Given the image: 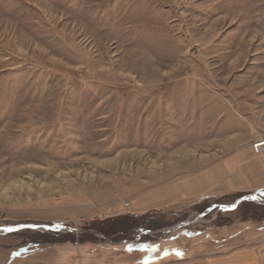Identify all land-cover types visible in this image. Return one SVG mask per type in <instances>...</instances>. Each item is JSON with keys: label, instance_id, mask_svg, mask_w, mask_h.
Wrapping results in <instances>:
<instances>
[{"label": "rangeland", "instance_id": "374dc122", "mask_svg": "<svg viewBox=\"0 0 264 264\" xmlns=\"http://www.w3.org/2000/svg\"><path fill=\"white\" fill-rule=\"evenodd\" d=\"M260 141L264 0H0V264L258 242ZM194 182L211 188L138 211Z\"/></svg>", "mask_w": 264, "mask_h": 264}, {"label": "crops", "instance_id": "0c3cea01", "mask_svg": "<svg viewBox=\"0 0 264 264\" xmlns=\"http://www.w3.org/2000/svg\"><path fill=\"white\" fill-rule=\"evenodd\" d=\"M252 159L251 163H256V166L258 165L257 169L264 171V168L261 166L263 158L255 156ZM210 176V174H204L200 179L206 181ZM209 188H211L210 185H200L195 182L190 185H178L171 188L170 191L163 192L156 199L157 201H154L157 203L156 205H147L138 211L140 213H146L148 210L154 208L160 209L164 205L170 206L171 203L179 201L182 197L193 198L201 194V192L209 190ZM139 212L135 211L134 213H138L139 215ZM195 235L200 236L202 234L199 232ZM196 240L199 239L196 238ZM225 242L226 240L223 243L216 244L215 247L200 246L193 250H187L183 246L179 247V245L170 244L169 247L162 249V251H166L165 253L163 252V255L166 254L165 258L155 262V264H264V239L255 243L242 242V244L233 247H230V245L226 246L224 244ZM116 245L112 246L114 248L97 250L94 244L90 242L77 243L75 245L71 243L65 245L63 248L60 247V249H57L59 251L52 248L40 251V247L24 246L17 248L16 252L12 251L9 255L4 254L5 264H149L152 262V257H159L161 255L160 253L151 255V242H120ZM118 252L121 254L114 257L112 259L113 261H111V257L115 255L114 253ZM138 252H141L144 256L131 263V259L128 258H131L130 255L133 257L134 253ZM146 254L148 257H151L146 258ZM166 258L169 259L162 262Z\"/></svg>", "mask_w": 264, "mask_h": 264}, {"label": "built area", "instance_id": "2783aa9c", "mask_svg": "<svg viewBox=\"0 0 264 264\" xmlns=\"http://www.w3.org/2000/svg\"><path fill=\"white\" fill-rule=\"evenodd\" d=\"M258 145H260V144H257V145L255 146V149H256L255 152L260 153L259 150L262 151V149H264V148H262V146H258Z\"/></svg>", "mask_w": 264, "mask_h": 264}, {"label": "bare ground", "instance_id": "6f19581e", "mask_svg": "<svg viewBox=\"0 0 264 264\" xmlns=\"http://www.w3.org/2000/svg\"><path fill=\"white\" fill-rule=\"evenodd\" d=\"M258 144H260V145H258V146H262V148H264V142H258ZM254 149H255V147H254Z\"/></svg>", "mask_w": 264, "mask_h": 264}, {"label": "water", "instance_id": "95a60500", "mask_svg": "<svg viewBox=\"0 0 264 264\" xmlns=\"http://www.w3.org/2000/svg\"><path fill=\"white\" fill-rule=\"evenodd\" d=\"M45 228H47V229H49V230H51V231H53V230H55V229H56V228H55V229H51V228H49V227H45Z\"/></svg>", "mask_w": 264, "mask_h": 264}, {"label": "snow or ice", "instance_id": "6c2138e0", "mask_svg": "<svg viewBox=\"0 0 264 264\" xmlns=\"http://www.w3.org/2000/svg\"><path fill=\"white\" fill-rule=\"evenodd\" d=\"M253 199H254V197H253ZM8 231H12V229H8Z\"/></svg>", "mask_w": 264, "mask_h": 264}]
</instances>
